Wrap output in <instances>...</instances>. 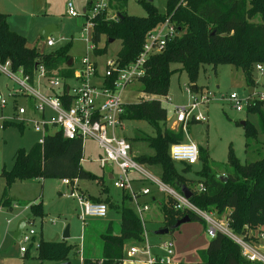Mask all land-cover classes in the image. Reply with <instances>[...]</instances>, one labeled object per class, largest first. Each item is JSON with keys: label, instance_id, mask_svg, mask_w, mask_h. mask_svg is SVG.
I'll list each match as a JSON object with an SVG mask.
<instances>
[{"label": "trees", "instance_id": "trees-1", "mask_svg": "<svg viewBox=\"0 0 264 264\" xmlns=\"http://www.w3.org/2000/svg\"><path fill=\"white\" fill-rule=\"evenodd\" d=\"M126 2L110 0L109 4H115L119 10L115 20L110 19L107 12L91 20L94 25L91 42L95 46V56L107 53L109 40L120 41L121 48L116 60L120 68H125L137 60L148 35L157 27L168 21L176 29L174 38L167 41L163 51L147 59L145 74L137 80L142 86L141 93L151 99L124 106V123L146 122L156 132L154 137L137 135L133 139H126L131 146L132 157L175 191L181 193V186L190 189L192 197L189 202L198 210L217 218L226 216L233 234L245 237L252 243L257 242L256 235L264 227V104L251 102L246 114L253 115L256 122L247 120L242 126L245 153L255 160L242 163L230 148L226 164L216 165L211 163L206 152L200 150L202 169L198 175L202 180L194 181L178 174L170 158V147L183 143V129L173 132L166 126L167 111L159 99L168 95L171 78L177 72L173 65H181L180 71H184L189 82L195 85L202 67L209 65L215 69L219 65L229 64L243 72L247 87H255L257 66H264V0H167L166 14L159 13L151 5H143L147 15L142 18L129 16L124 10ZM91 5L88 4L85 13L91 9ZM102 39H105V45L99 48ZM69 49L70 46H66L51 53H39L28 46L25 38L10 29L6 16L0 13V63L9 61L13 71L21 69L33 78L36 67L43 65L49 77L56 72L63 78H71L74 69L67 66L72 59ZM198 91L196 87L194 92ZM11 123L4 120L3 128ZM23 127V124H18L21 133ZM83 157L81 140H66L62 133L46 137L44 146L36 143L29 151L17 150L13 167L11 170L4 168L2 173L6 188L3 204L10 207L7 190L14 183L28 179H85L101 184L102 178L84 170ZM185 165L184 171H190L192 166ZM217 169L223 172L219 173ZM199 184H203L204 191L198 190ZM122 195L120 203L110 207L117 210L121 217V231L118 235L108 233L103 236V255L95 264H123L127 244H142L145 240L142 221L131 195L124 191ZM162 196L151 195L150 205H158L163 217V229H172L186 216L191 222H200L207 229L205 221L197 213L189 209L177 210L174 199L166 194ZM88 199L95 203L107 202V199L91 196ZM31 214L32 220L45 217L41 203L31 205ZM179 229L172 230L170 234ZM68 251L70 249L65 244L43 241L37 249L42 262L65 260ZM90 263L87 259L83 261V264ZM195 264L261 263L246 260L234 241L218 233L201 251L200 261Z\"/></svg>", "mask_w": 264, "mask_h": 264}, {"label": "rangeland", "instance_id": "rangeland-1", "mask_svg": "<svg viewBox=\"0 0 264 264\" xmlns=\"http://www.w3.org/2000/svg\"><path fill=\"white\" fill-rule=\"evenodd\" d=\"M94 1L0 0V13L6 16L10 29L25 38L28 46L35 48L39 53H51L70 46L69 54L77 66L83 57L89 56L103 67L106 61L116 59L121 48V42L110 43L107 53L102 57L95 56L87 49L88 46H91L92 26L89 23V27L86 28L85 23L87 19L92 18L93 13L89 10L85 15L84 9ZM69 5L78 17L69 15ZM143 5H151L161 14H166L167 11V0H127L124 10L129 16L146 17L147 13ZM115 6V4L113 6L109 4L108 6V13L112 17H115L119 12ZM47 26H55L58 29L50 34L55 42L52 48L45 46L44 37L40 35L42 29ZM86 40H90V42L87 44ZM104 45L105 39H102L98 47L102 48ZM172 68L177 72L171 78L168 95L159 99L162 107L167 111L166 126L173 132L181 130V125L176 122V109L189 107L191 101L187 89L198 87L199 91L193 95L198 98L199 105L192 111L191 115L196 117L199 113H202L207 116L208 121L192 120L187 128H182L183 143L193 142L196 144L201 152H206L209 155L212 164H226L230 148L240 162L254 161V157H248L245 153L244 130L241 123L247 120L255 123L256 119L253 115L248 116L246 109L240 112L237 111L227 98L236 93L244 105L250 95L263 92L264 72L262 74L256 73L257 85L250 88L245 84L243 72L229 64L219 65L215 69L209 65L202 67L195 85L189 82L184 71H180L182 69L181 65H173ZM31 86L37 89L36 84ZM17 87V84L11 78L0 73V94L8 100L5 108L0 107V264H40L42 261L39 260L35 247L42 241L65 244L70 249L65 260H46L42 264H83L84 259L89 260L91 263H97L103 255V236L108 233L118 235L121 231V217L114 208L108 210L106 218L85 217L82 219L83 208L80 202L77 198L70 197L73 191L72 187L64 185L63 181L57 178H34L16 182L7 190V198L11 201V206L8 207L3 204V195L6 191L5 180L2 177L4 168L11 170L17 150L25 149L29 151L38 141V136L29 124L24 125L22 133L18 128V123L15 122L3 128V121L12 118L15 114V104L27 105L24 97L15 98L12 96ZM141 88L142 86L138 81L129 83L123 93L122 102L124 104H135L143 99H151L141 93ZM201 93H211L215 101L210 104L200 103ZM118 133L127 140L133 139L137 135L151 137L156 135L154 128L146 122L134 121L125 122L124 129L119 130ZM102 154V150L95 142L86 141L82 166L85 171L99 178L106 175L103 179L105 183L101 185L94 180H77L76 194L105 199V193H107L106 204L110 208L112 204L116 205L122 199L123 191L115 188L112 181L107 178L110 172H113L115 176L118 175L116 167L107 165L105 169H102L97 163ZM143 168L155 177L146 167L143 166ZM175 168L178 174L188 180H202L198 175L202 169L200 162L192 166L188 172L184 171L186 168L184 163H175ZM216 171L223 172L221 169ZM139 176L144 179L141 175L129 174L131 179L139 178ZM145 179L146 186L156 193L157 186L149 182V179ZM103 188H107L105 193ZM162 194L159 192L156 197L161 198L163 197ZM143 201L150 204V197L143 198ZM39 203H41L45 217L43 219L36 217L25 226L27 232L33 230L36 233L33 245L31 247L27 246L31 254L29 257L20 252L21 244L15 242L13 236L21 220L32 218L31 205ZM150 207L151 210L144 214L145 232L154 252L158 250L156 246L173 238V236L181 246L182 251L188 252L189 247L187 242H182L183 237L198 230L203 234V240L204 237L210 240L205 232L204 225L200 222L186 223L173 235H155L156 231L163 229V217L157 204H152ZM212 218L214 217L212 216ZM67 227L70 231V238L64 240L63 234ZM175 239L173 238L174 241ZM133 247L140 250L141 244L135 242L127 244L123 264H148L145 256L138 254L132 257L130 255V249ZM254 247L264 254V237Z\"/></svg>", "mask_w": 264, "mask_h": 264}, {"label": "built area", "instance_id": "built-area-1", "mask_svg": "<svg viewBox=\"0 0 264 264\" xmlns=\"http://www.w3.org/2000/svg\"><path fill=\"white\" fill-rule=\"evenodd\" d=\"M108 6L109 0H95L90 9L93 16L91 19H87L86 28L89 27L88 24L90 23L93 30L94 25L91 20L103 12H107L109 18L115 20L117 14L112 17L108 13ZM68 13L72 17H78L71 5L68 7ZM175 34L176 29L168 21L157 27L148 35L137 60L125 68H120L116 59L106 61L103 67L89 56L83 57L78 66L72 59L73 64L70 68L74 69V74L71 78H63L56 72L49 77L43 65L36 67L35 76L31 78L21 69L13 71L9 61L0 63V73L11 78L18 86L12 96L15 98L24 97L27 101L25 106L17 105L13 117L5 120L23 125L29 124L33 131L39 135L38 144L41 146H44L46 137L56 133H62L63 137L69 141L81 140L83 152L84 145L88 140L98 145L103 154L97 163L102 169H105L107 165L116 167L118 175L115 176L114 173L112 175L113 186L131 195L135 210L142 221L145 240L141 244L140 250L135 247L130 249L132 257L141 254L146 257L148 264H174L175 255L174 240L171 238L156 246L159 253L154 252L148 242L144 214L149 212L151 207L148 204H141L139 197L140 195L149 196L151 192L148 189H142L140 193L136 192L132 183L133 180L129 177L130 173H135L143 176L144 181L147 178L150 180L149 182L154 183L158 192L167 194L174 199L177 202V210L189 209L201 216L207 225L205 232L210 239L215 238L218 233H222L241 248L242 256L246 260L264 264V254L254 247L264 237V227L258 231L256 235L258 241L255 243L245 237L233 234L229 229L226 216L217 218L212 214L198 210L189 200L185 199L183 194L165 185L160 179L146 171L132 157L131 146L128 141L118 133L119 130L124 129L122 115L126 104L122 102V96L127 85L143 77L147 59L162 52L167 41L174 38ZM89 42L90 40H86L87 44ZM44 44L47 48H52L55 42L52 38H46ZM87 49L93 53L95 46L92 42ZM257 70L260 74L264 72L261 65L257 66ZM34 84L37 85V89L31 86ZM187 93L190 96V106L177 108L175 112L176 122L183 129L187 128L192 120L208 121L207 116L202 113L196 117L191 115L199 102L198 98L193 95L195 92L192 89H187ZM199 98L200 103L203 104H210L215 101L211 93H201ZM227 100L240 112L244 111L253 101L264 104V91L250 95L244 105L236 93L231 94ZM7 104V98L0 94V107L5 108ZM199 157L200 149L193 142L174 144L170 147V158L174 163L194 166L199 162ZM62 181L64 185L72 187L73 191L70 197L77 198L80 202L83 208L82 219L85 217L101 219L107 217L108 207L106 204L95 203L83 194H76L77 180L63 179ZM198 190L204 191L203 184L198 185ZM35 235L33 230L27 232L24 229L20 239V252L22 254H26L28 247L33 245ZM35 248L38 249L39 244Z\"/></svg>", "mask_w": 264, "mask_h": 264}, {"label": "crops", "instance_id": "crops-1", "mask_svg": "<svg viewBox=\"0 0 264 264\" xmlns=\"http://www.w3.org/2000/svg\"><path fill=\"white\" fill-rule=\"evenodd\" d=\"M85 10H86V8L84 9V11ZM53 27H55V26H53ZM57 30L58 29L55 27L54 31H57ZM47 38H51L50 35ZM44 39H46V38H44ZM17 105L18 104H15L14 112L16 110ZM35 134L38 136V139H39V135L37 133H35ZM37 143H38V141H37ZM83 154H84V152H83ZM112 175H113V172H110L107 175V178L110 181H112V177H113ZM105 177H106V175L103 176V177H100V178L104 179ZM109 177H111V179ZM132 180H133L132 183H133L134 189L136 190L137 193H140V191L142 189H148L151 192V194L149 196H144L143 197V196L140 195V197H139V201H140L141 204H148L150 206L149 203L143 201V198L151 197V195L152 196L153 195H157V194H159V192L156 191V193H155L150 187H147L146 186V182L140 176H139V178H134V179L132 178ZM102 183L104 185L105 180L104 181L102 180L101 184ZM112 183H113V181H112ZM106 190H107V188L106 189L103 188V192L104 193L106 192ZM105 194H106V198H107V193H105ZM88 197H90V196H88ZM120 201H121V199H120ZM120 201L117 204H119ZM108 210H111V209L108 208ZM27 220L30 222L32 219L29 218ZM203 230H204V228H203ZM202 236H203V234L201 233V231L198 230L196 232H192L189 235L183 237V241L182 242L183 243L187 242V246L189 247L188 252L187 251H182L181 246L177 243L175 237L173 236V238L175 239V241H174L175 242V245H174V247H175V255H174V258H173L174 264H195L198 261H200V253H201V251H203V250H205L207 248V245H208V243L210 241V240L206 239L205 237H204V240H203ZM173 238H171V239H173ZM157 252L159 253L158 250L156 251V253ZM26 255L30 257V255H31L30 254V249H28ZM42 263L43 262H41L40 264H42Z\"/></svg>", "mask_w": 264, "mask_h": 264}, {"label": "water", "instance_id": "water-1", "mask_svg": "<svg viewBox=\"0 0 264 264\" xmlns=\"http://www.w3.org/2000/svg\"><path fill=\"white\" fill-rule=\"evenodd\" d=\"M84 13H85V11H84ZM54 28L55 27H53V26H47L44 29H42L40 35L44 38H47L54 31ZM110 43H113V40H109V44ZM72 64H73V60L71 59L67 63V66L71 67ZM192 89H193V91H196V87H193ZM241 125L244 127L245 122H242ZM109 178L111 179V177H109ZM222 178H225V177L223 176ZM180 190H181V193L183 194V196L185 197V199L189 200L192 197V192L186 186H181ZM189 222H191V220L189 217L186 216V217L180 219L172 229H167V228L166 229H159L158 231L155 232V235H157V236L168 235V234H170V232L172 230H176L179 227H181L182 225L189 223ZM27 224H28L27 219L21 220L18 223L16 231H15L14 236H13L15 242H20L21 236H22L24 229H25V226ZM69 238H70V231H69V228L67 227V229L65 230V232L63 234V239L67 240ZM62 264H69V263H62ZM90 264H95V263H90Z\"/></svg>", "mask_w": 264, "mask_h": 264}]
</instances>
